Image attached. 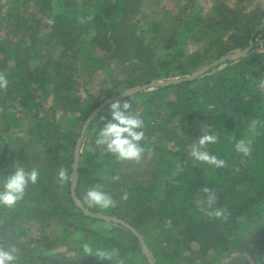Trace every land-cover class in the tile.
Listing matches in <instances>:
<instances>
[{
    "label": "trees",
    "instance_id": "16d2710c",
    "mask_svg": "<svg viewBox=\"0 0 264 264\" xmlns=\"http://www.w3.org/2000/svg\"><path fill=\"white\" fill-rule=\"evenodd\" d=\"M223 1L201 16L191 0L185 15L166 20L165 35L158 20L142 21L163 43L160 57L147 44L146 33L140 34L141 22H131L142 0H0V73L9 81L0 90V190L17 166L39 172L13 207L0 205V248L15 247L14 264H151L130 227L87 214L81 206L128 222L155 264H224L232 253L264 264V89L258 86L264 79V46L253 45L264 36V0L245 11ZM218 8L224 16L213 13ZM79 20L88 26L80 28ZM96 24L104 28L107 49L94 39ZM242 49L243 54L230 56ZM113 52L136 73L116 79L99 94L92 90V74ZM223 54L222 62L194 78L111 98L140 81L192 72ZM79 65L88 70L87 78L78 74ZM115 100L130 102L129 111L144 120L140 144L160 154L154 178L134 185L113 179L122 160L95 140L111 119ZM96 109L79 152L75 195L80 206L71 195L74 144ZM251 120L257 121L256 129L246 135ZM155 129L171 133L172 139L184 129L189 141L154 145L149 136ZM205 132L218 135V142L204 150L225 160V167L191 157L192 143ZM242 138L251 141L248 156L234 149ZM61 168L69 177L64 183L58 180ZM96 185L111 195L114 206L102 209L86 202V191ZM204 187L215 190L213 209H225V216L201 211L208 207ZM102 225L109 229L101 232ZM85 244L92 254L85 253ZM113 249L110 260L95 254Z\"/></svg>",
    "mask_w": 264,
    "mask_h": 264
},
{
    "label": "clouds",
    "instance_id": "9594fccd",
    "mask_svg": "<svg viewBox=\"0 0 264 264\" xmlns=\"http://www.w3.org/2000/svg\"><path fill=\"white\" fill-rule=\"evenodd\" d=\"M88 19H92L91 16ZM48 24H53L52 19L46 21ZM255 45L264 46V36L258 38ZM8 78L4 73H0V90H6L8 86ZM260 88L264 89V79H260ZM132 105L127 100L121 102L115 100L110 104L111 119L104 123L103 127L99 129L95 143L98 146H104V150L108 153L114 154L119 160H136L139 161L144 147L140 144L145 139V124L144 120L130 112L129 109ZM257 121H253L251 125V131L255 132ZM218 135L205 132L198 140L192 143L190 147L191 157L200 163L214 166L216 168H222L226 166V161L218 158L216 155L210 154L204 150L206 145L215 144L218 142ZM251 141L245 139H239L235 142L234 149L236 152L248 156L251 154ZM39 177L37 169L26 171L23 167L17 166L14 172L9 175L3 182V190H0V205L7 207H13L15 203L22 199L25 188L29 182L35 184ZM69 179L67 170L61 168L58 172V180L60 183H64ZM113 179H119L114 177ZM101 186L96 185L89 188L84 196V199L89 205H96L102 209H107L115 205V201L111 195L100 190ZM203 192L207 193V209H201L209 216L223 217L225 216V209L215 208L213 205L216 203L217 196L214 189L204 187ZM125 199L127 194H125ZM84 251L87 254H92V248L85 244ZM117 250L113 249L112 252L97 251L95 254L100 259H111L112 255ZM15 247H9L8 249L0 248V264H14L17 257L15 256Z\"/></svg>",
    "mask_w": 264,
    "mask_h": 264
},
{
    "label": "rangeland",
    "instance_id": "374dc122",
    "mask_svg": "<svg viewBox=\"0 0 264 264\" xmlns=\"http://www.w3.org/2000/svg\"><path fill=\"white\" fill-rule=\"evenodd\" d=\"M257 1H260V0H224L223 3L231 7H235V6L243 7L245 11V10L251 9L252 8L251 6L255 7L259 3L258 2L255 5V2ZM190 2L191 0H142V2L139 5L138 12L133 13L134 18L131 22H134V21H138V23L141 22L142 26L144 27V32L141 31L140 34L146 33L144 37L153 53L162 57L165 53V50L163 49V43L161 42L159 37L155 36V32H152V31L150 32V29H148L147 27L149 25L143 23L142 21H147L148 23L151 20H158L160 22L159 23L160 28L162 27L161 30H163L162 35H165V32L167 30L166 25H165L166 20H168V18L169 19L172 17L178 18L179 16L185 15V12L186 11L188 12V9H189L188 5ZM219 2H222V0H196V3H197L196 8L198 9L197 10L198 14L202 16L208 11H210L209 10L210 8L211 10H213L215 3L217 4ZM213 13H220L221 16H224V10L220 8H218L217 10L215 9V12ZM209 18L212 19L211 16ZM77 25L80 28H85L88 26V22L85 20H79L77 22ZM95 28H96L95 36H94L95 41L97 42L99 47L107 49L109 46V40L105 36L104 28L100 27L98 24L95 25ZM134 28L136 29V31L139 29L136 26V24H134ZM17 38L18 37L15 38V36H13V39L18 40ZM220 56L215 57L209 61L208 60L204 61L203 63L199 64L195 68V70H198L204 65L211 63L212 61L218 59ZM230 56L237 57L238 54L233 53ZM182 61L181 60H179V62L175 61L172 63V65L177 66L178 64H181ZM187 61H188V58H187ZM98 72L99 73L97 74H92L91 86L93 88L92 90H95L97 93L100 94V93H103L105 89H107L116 79L126 77L129 74L135 75L136 70L131 68V65L128 63L126 58L119 57L115 54V52H113L111 57H109V60L106 66L103 69H100ZM190 73L191 72L186 73L184 75H187ZM78 74L80 75V77L87 78L88 70L83 65H79ZM182 74L183 73H180V72L170 73L168 75L169 78H166V79L184 76ZM155 80H165V79H155ZM140 83H144V82L140 81L137 84H140ZM253 121L254 120H251L245 124L246 125L245 130L247 131L246 135L251 134L250 131H251V125ZM177 131H179V137L177 139L175 138L172 139L171 133H168L167 131H158L157 129H155L151 132L149 136V142L154 145L155 144L156 145L165 144L166 146H170V147H175L177 145L184 146L189 141L187 132L184 131V129H179ZM81 143H82V140H81ZM75 145H76V142L74 144V149H75ZM159 155L160 154L158 153V151H155L154 148H147L142 153V156L139 161L122 160L121 170L118 174V177L120 178L121 181H124L125 183H130V185H134L138 181H145L148 178H154L156 175V172H155L153 165L156 159L159 158ZM166 160L171 161L172 157L166 158ZM70 183H72V177L70 179ZM130 208H131L130 205L125 206L126 211L128 212V214L131 215ZM106 215H110L111 217H114L113 215L108 214V213ZM109 220H113L115 222L119 221V220H114L112 218ZM101 228H103V230H100L101 232H104L106 231V229H109V227L105 225H102ZM25 229H27V227ZM33 229H34V225H31L30 231H32ZM224 264H250V263L244 259L242 254L232 253V255L229 258H227Z\"/></svg>",
    "mask_w": 264,
    "mask_h": 264
},
{
    "label": "water",
    "instance_id": "95a60500",
    "mask_svg": "<svg viewBox=\"0 0 264 264\" xmlns=\"http://www.w3.org/2000/svg\"><path fill=\"white\" fill-rule=\"evenodd\" d=\"M244 52H245V49L241 50V51H238L236 53L238 55H241ZM226 56H227L226 54H223L218 59L212 61L211 63H208V64L204 65L203 67L199 68L198 70H195V71L191 72L190 74H187V75H184V76H181V77H175V78H170V79H165V80H150V81H147V82H144V83L136 84L133 87L126 88L125 90H123L120 93L112 96L111 98L115 99L117 97H120V96H123L125 94H128L129 92H131L133 90L141 89V88H144V87H151V86H157V85H166V84H170V83H173V82H178V81H181V80H187V79H190V78H194L196 75H199V74L203 73L204 71L209 69L214 64L224 60V58ZM105 102L106 101H104L101 105H103ZM97 109L94 110L91 114H89L87 116V118L85 119V121L83 122V124L81 126V129H80V133H79V135H78V137L76 139V145H75V149H74V155H73L74 161H73V174H72V183H71V195L74 198L75 202L78 203L80 206H81V204L79 203V201L77 200L76 195H75V184H76V179H77V165H78V160H79L80 145H81V140H82V138L84 136L87 124L90 121V119L92 118V116L96 113ZM81 207L84 210V212L87 213V214L97 215V216H100V217H104L106 219H111L112 218L114 220H119L122 223H124L126 226L130 227L135 232V234L137 235V237H138V239H139V241L141 243V246L144 249V251H145L150 263L151 264H155L153 259H152V257H151V254H150L149 250L147 249V247L145 245V242H144L143 238L140 235V233L138 232V230L134 229L128 222H126L125 220H122V219H117L116 217H111L110 215H106V214H103V213H91L87 209H85L83 206H81Z\"/></svg>",
    "mask_w": 264,
    "mask_h": 264
}]
</instances>
